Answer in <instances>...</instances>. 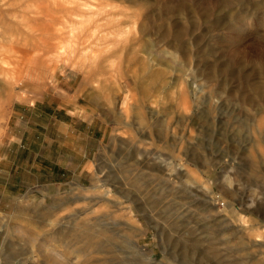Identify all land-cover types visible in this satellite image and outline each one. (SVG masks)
I'll list each match as a JSON object with an SVG mask.
<instances>
[{
	"label": "rangeland",
	"instance_id": "obj_1",
	"mask_svg": "<svg viewBox=\"0 0 264 264\" xmlns=\"http://www.w3.org/2000/svg\"><path fill=\"white\" fill-rule=\"evenodd\" d=\"M2 263L264 264V0H0Z\"/></svg>",
	"mask_w": 264,
	"mask_h": 264
},
{
	"label": "bare ground",
	"instance_id": "obj_2",
	"mask_svg": "<svg viewBox=\"0 0 264 264\" xmlns=\"http://www.w3.org/2000/svg\"><path fill=\"white\" fill-rule=\"evenodd\" d=\"M168 129V128H167ZM147 132V131H146ZM148 133H150V132H148ZM165 133V132H164ZM173 133V132H172ZM166 135V134H165ZM164 135V136H165ZM168 137V136H167ZM166 137V138H167ZM170 137H171V134H170ZM170 137H168L167 139H169L170 140ZM173 137H175V136H173ZM172 137V138H173ZM147 138H149V136H148V134H147ZM177 138V137H176ZM154 139V138H153ZM152 139V140H153ZM166 139H164V141H165ZM169 142V141H168ZM172 142V141H171ZM170 143V142H169ZM177 143V142H176ZM180 143V142H179ZM151 144H153V143H151ZM171 144V143H170ZM177 145V144H176ZM175 145V146H176ZM170 146H173L172 144L170 145ZM178 147V146H177ZM174 151H175V149H174ZM173 151V152H174ZM173 152L171 153V154H173ZM180 152V151H179ZM175 153V152H174ZM176 154V153H175ZM157 158V160H161L162 158L161 157H159V156H156ZM171 157V156H170ZM169 157V158H170ZM119 158V157H118ZM172 158V157H171ZM127 159V158H126ZM129 159H131V156L129 157ZM119 160H122V159H120L119 158ZM128 160V159H127ZM169 160V159H168ZM147 162H148V160H146ZM154 162H155V160H154ZM145 163V157H143V156H141V158H137L136 160H133L132 162H128L126 165H125V167H121V169H122V171H124V173L122 174V178L117 182L118 184H117V190H118V192H120V194L123 196V197H125L126 199H132V196H131V193L133 192V188L135 187V186H140V185H142V186H144V189L142 190L143 191V195L145 196L146 195V197L149 199V201L151 202V203H153L154 205L157 203V204H159L158 202L160 201H157L155 198H154V196H153V193H152V191L150 190V188H149V184H148V182H147V180H146V178H145V176H147V175H145L144 174V172H142L143 171V169H140V168H144L145 166H146V164H144ZM172 164V163H171ZM177 164V163H176ZM124 165V164H123ZM122 165V166H123ZM145 165V166H144ZM178 165V164H177ZM148 166V165H147ZM147 168V167H146ZM181 168V167H180ZM148 169V168H147ZM165 168H164V163H163V161L162 162H157L156 163V170H157V179H158V181H163V176L165 175V170H164ZM135 170H137L138 172L137 173H134V171ZM150 170V169H149ZM153 171V170H152ZM176 174V173H175ZM175 178H178L177 176H174ZM151 178V177H150ZM149 178V179H150ZM153 178V177H152ZM152 182V181H151ZM160 186V185H159ZM120 187V188H119ZM163 187V186H162ZM115 188H116V186H115ZM119 188V189H118ZM141 187H138V189H140ZM135 189H137V187L135 188ZM138 189H137V191H138ZM163 190V189H162ZM163 192V191H162ZM161 192V193H162ZM164 194V193H163ZM143 196V197H144ZM158 196H160V195H158ZM142 197V198H143ZM159 199V198H158ZM137 200V199H136ZM140 205V204H139ZM213 205V204H212ZM149 206V205H148ZM142 207L144 208V206L142 205ZM153 208V207H152ZM156 209V208H155ZM222 215H224V214H222ZM228 217V216H227ZM242 223V222H241ZM58 237H60V239H62V240H64L65 239V231L64 230H62V231H60L58 234ZM85 240H86V242H88V238H85ZM214 246V245H213ZM212 246V247H213ZM51 256H50V260H52V261H54V262H56V259L58 258L59 259V261H61L62 259H63V257H62V255L60 254V253H58V252H56V250H54L53 248L51 249ZM12 256L11 255H8V258H11ZM10 261V260H9ZM45 263H48V262H45ZM3 264V263H2ZM7 264V263H6Z\"/></svg>",
	"mask_w": 264,
	"mask_h": 264
}]
</instances>
